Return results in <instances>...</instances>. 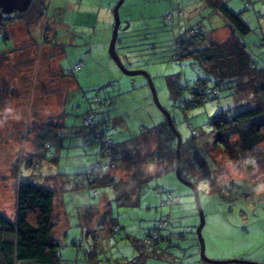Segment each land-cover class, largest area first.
I'll list each match as a JSON object with an SVG mask.
<instances>
[{
  "label": "rangeland",
  "instance_id": "1",
  "mask_svg": "<svg viewBox=\"0 0 264 264\" xmlns=\"http://www.w3.org/2000/svg\"><path fill=\"white\" fill-rule=\"evenodd\" d=\"M116 1L46 0L44 13H38L31 1L26 10L8 13V20L0 23V110L7 104L18 116V119L5 118L0 113V213L14 217L15 185L20 173L22 181L37 184L53 185L50 178L54 177L59 190L55 202L58 219L53 237L59 243L61 264H119L125 258L132 259L140 252V246L133 244L136 238L141 239L144 232L156 226L160 219L168 220L163 232H173L171 241L175 246L164 245L168 250H161L162 254L153 264H164L159 259L171 264L177 260L180 264L177 256L193 249L199 259L196 233L199 214L194 195L188 185L178 180L174 170L149 178L141 187L136 206L118 204L110 187L98 186V192H95L84 176L90 162L98 156L101 145L90 141L82 128L83 112L94 92L106 98L110 108L107 110L110 114L107 131L115 140L141 137V129L148 133L163 118L152 98L146 76L123 73L110 57L108 46ZM245 1H248L247 6ZM225 3L231 10L242 13L249 26L243 39L264 64V47L259 45L264 29V0H225ZM178 11L183 12L182 17H178ZM169 12L174 14L173 21L176 22L173 29L165 21ZM119 16L116 46L123 64L150 73L158 99L173 115L183 141L191 133L186 124L188 120L211 144L214 138L209 122L218 111L217 102L223 104L227 90L220 89L216 97L210 96L187 108L185 118L179 104L188 95L182 92L174 105L167 76L179 75L182 84L206 76L199 64L171 58V37L186 31L191 24L200 23L208 36L223 39L227 34L224 17L202 6L198 0H124L119 7ZM127 42L137 44L128 49L120 47ZM78 61L81 64L77 66ZM74 66L75 73L62 74ZM209 84H213L212 79ZM62 109L64 126L61 130L57 128L62 135V144L51 146L58 159L49 158L48 152L36 156L40 150L36 148L39 125L57 121ZM149 140V147L156 144L154 136ZM217 145L218 148L212 149L215 160L209 158L208 165L218 170L216 179L219 182L236 181L224 195L206 193L203 188L208 183L199 181L205 216L201 230L205 254L214 259L237 257L232 255L234 252L246 254L248 260L259 254L264 257V192L257 194L258 187L264 184V146L263 154L252 160L250 170L244 171L235 164L238 157L234 152V139L228 142L225 150L221 149V142L217 141ZM227 162L233 168L227 167ZM111 173L117 177L125 176L123 166ZM239 185H242L241 189ZM166 191L173 193L174 199L161 204L160 198ZM105 200L112 204L116 226L113 232L108 231L107 222L95 213ZM179 232L183 238L177 236ZM168 251L174 255L171 260H166L170 258L165 253ZM216 254L228 257H217ZM201 263L215 264L203 259Z\"/></svg>",
  "mask_w": 264,
  "mask_h": 264
},
{
  "label": "trees",
  "instance_id": "2",
  "mask_svg": "<svg viewBox=\"0 0 264 264\" xmlns=\"http://www.w3.org/2000/svg\"><path fill=\"white\" fill-rule=\"evenodd\" d=\"M198 1L202 6L208 7L224 17L227 34L223 39H216L205 33L202 24L195 23L186 28V31L172 35L171 58L199 64L206 76L199 77L192 83L182 84L179 75L172 74L167 76V84L174 105L182 92L188 95L179 104L185 118H187L185 114L187 108L204 102L210 96L216 97L220 89L227 90L228 95L223 104L217 102L218 111L209 122L214 138L213 142L210 144L208 140H205L203 132L196 131L193 124L187 120L186 124L191 129V133L185 141L181 137L179 154L181 174L194 183L199 192L201 190L200 181L208 183L207 187L203 188L206 193L224 195L232 188L236 180L219 182L216 179L218 170L216 171L215 167L212 168L208 165L209 158L215 160L212 149L218 148L217 141L221 142L223 150L228 148V142L231 139L236 141L234 152L238 158L235 160V164L243 168L244 171L250 170L252 160L255 157L258 159L259 155L263 154L264 64L254 56L243 39L249 26L241 12L231 10L225 0ZM247 4L248 1H245L246 6ZM46 5V0H43L41 9L46 10ZM177 15L182 17L183 12L178 11ZM165 18V21L169 22L173 29L176 24L173 21L174 14L169 12ZM7 20L8 18L4 17L0 23ZM4 38L7 37L4 35ZM136 44L127 42V44H121L120 47L128 49L131 45ZM259 45L264 47V29ZM80 64L81 61H78L76 65ZM75 66L67 69L66 73L61 70L62 74L72 75L75 73ZM210 79L213 84H209ZM107 83L108 81L105 84ZM105 99L98 92H94V95L88 98V106L83 112V134L87 135L90 141L101 143L98 156L90 162L84 176L88 186L95 188V192H98V186L110 187L118 204L136 206L139 204L141 187L149 178L175 169L176 136L163 114V118L148 133L141 129V137H130L123 141L115 140L107 131L110 118L107 110L110 108ZM169 113L177 129L174 117L170 111ZM63 115L64 110L62 109L57 121L39 125L36 131V148L40 150L36 156H44L48 152L49 158L58 159L51 146L52 144H62V135L59 133V129L61 130L64 126ZM86 119H88L87 122ZM145 133L149 136H146ZM150 136L156 138V144L152 147L147 145ZM34 163L35 161L32 160L31 164L34 165ZM119 166L124 167L125 176L117 177L111 173ZM21 176L20 173L15 185L14 217L9 218L0 213V264L22 262L61 264L58 253L59 243L53 237L58 219L55 202L59 183L53 179L54 177L50 178L53 185H46L30 180L22 181ZM249 187L253 186L247 188ZM241 192H244L243 189ZM158 194L161 196L162 191L159 190ZM173 199L174 195L170 191H166L165 196L160 198L161 204H168ZM101 204L102 207H100ZM100 206L95 213H98L102 220L107 222L108 231L113 232L116 230V226L115 218L112 215L111 201L105 200L100 203ZM92 214L93 211L90 212V216ZM167 225V219H160L156 226L144 232L141 239L136 238V242L133 244L140 246V252L138 255L134 254L132 259L125 258L119 264H153L154 260L157 261V257L162 254L160 251L168 250L164 248V245L170 243L169 246H172L173 244L171 241L173 232L169 230L163 232ZM177 236L184 237L182 232H179ZM193 252L196 254L191 250L185 251L183 256H177L180 264L192 263L190 258H192ZM165 253L170 256L166 260H171V257L174 256L170 255L172 254L170 251ZM151 255H153L152 258H150ZM160 258L164 257L160 256ZM161 261L164 264H171L169 261ZM176 261L173 264H178Z\"/></svg>",
  "mask_w": 264,
  "mask_h": 264
},
{
  "label": "water",
  "instance_id": "3",
  "mask_svg": "<svg viewBox=\"0 0 264 264\" xmlns=\"http://www.w3.org/2000/svg\"><path fill=\"white\" fill-rule=\"evenodd\" d=\"M123 1L124 0H117L112 9L114 20H113V25H112V33H111V38H110V42L108 46V51H109L110 57L113 59V61H115V63L118 65V67L122 70L123 73L127 75H134V74L142 73L146 76L147 83L150 87L152 98L155 104L157 105V107H159V109L162 111V113L166 117L172 131L174 132L176 136V165H175L174 171H175V175L178 178V180L188 185L191 188L192 193L194 195L195 205H196V208L199 214V223L196 227V233H197V238H198V243H199L200 257L209 263H215V264L229 263V262L245 263V264H262L261 262H258V261L248 260L244 258H237V257L227 258V259H214V258L207 257V255L205 254V243H204V239H203L202 232H201L202 227L205 223V216H204V211H203L201 201H200V192H199L198 187L194 183H192L189 179L183 177L180 171V163H179L180 155L179 154H180V146H181V140H182L181 135L175 128L169 111L161 105L150 73L144 69L126 67L123 64L117 52V49H116L118 29L120 26L119 7L123 3ZM29 2L30 0H0V22L4 17H6L8 13L25 10Z\"/></svg>",
  "mask_w": 264,
  "mask_h": 264
},
{
  "label": "crops",
  "instance_id": "4",
  "mask_svg": "<svg viewBox=\"0 0 264 264\" xmlns=\"http://www.w3.org/2000/svg\"><path fill=\"white\" fill-rule=\"evenodd\" d=\"M193 251H194V249H193ZM193 255V256H192ZM191 256H192V258H190V259H192V262H194L193 264H202L201 263V260H202V258L200 257V259H198L197 257H196V254H194V252H193V254H192ZM232 255H234V256H237L238 258H244L245 257V259L247 258V256H246V254H244V253H240V252H234ZM216 256L217 257H228V256H224V255H221V254H216ZM249 259H253V260H256V261H259V262H261L262 264H264V257H263V255L261 254H259L258 256H253V258H249ZM160 262H162L161 260H160ZM191 264V263H190ZM236 264H245V263H236Z\"/></svg>",
  "mask_w": 264,
  "mask_h": 264
},
{
  "label": "clouds",
  "instance_id": "5",
  "mask_svg": "<svg viewBox=\"0 0 264 264\" xmlns=\"http://www.w3.org/2000/svg\"><path fill=\"white\" fill-rule=\"evenodd\" d=\"M0 113H2L3 116H4L5 118H7V117L10 116V117H12L13 119H18V116H16V115L14 114L13 108H12V107H9L7 104L5 105V107H4L2 110H0ZM0 122H2V120H0ZM226 166L229 167L230 169L233 168V166L231 165L230 162H227V163H226ZM261 192H264V184L260 185V186L258 187V189H257V194H258V195H259Z\"/></svg>",
  "mask_w": 264,
  "mask_h": 264
},
{
  "label": "flooded vegetation",
  "instance_id": "6",
  "mask_svg": "<svg viewBox=\"0 0 264 264\" xmlns=\"http://www.w3.org/2000/svg\"><path fill=\"white\" fill-rule=\"evenodd\" d=\"M31 1L33 2L32 5L35 6V9L38 10V13H44L45 12L43 9H41V5H42L43 0H30V2Z\"/></svg>",
  "mask_w": 264,
  "mask_h": 264
},
{
  "label": "built area",
  "instance_id": "7",
  "mask_svg": "<svg viewBox=\"0 0 264 264\" xmlns=\"http://www.w3.org/2000/svg\"><path fill=\"white\" fill-rule=\"evenodd\" d=\"M88 121V119H86V122ZM96 164V163H95Z\"/></svg>",
  "mask_w": 264,
  "mask_h": 264
}]
</instances>
